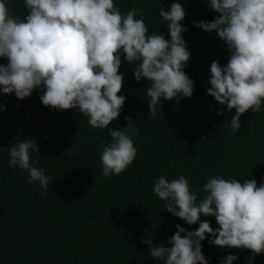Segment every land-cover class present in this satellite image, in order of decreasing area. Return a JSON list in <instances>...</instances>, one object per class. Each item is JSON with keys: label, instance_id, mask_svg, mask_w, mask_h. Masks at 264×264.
I'll use <instances>...</instances> for the list:
<instances>
[{"label": "trees", "instance_id": "1", "mask_svg": "<svg viewBox=\"0 0 264 264\" xmlns=\"http://www.w3.org/2000/svg\"><path fill=\"white\" fill-rule=\"evenodd\" d=\"M174 0H161L168 10ZM186 16L182 34L191 54L184 71L194 82L190 98L179 102L161 100V111L149 116L143 96L147 81L137 82L132 66L123 61L124 75L119 95L125 103L109 129L126 127L125 117L140 129L133 135L137 154L120 175L102 176L101 140L111 141L107 129H93L78 109L56 111L41 104L42 90L19 101L14 95L0 96V264H158L148 256L141 239L164 243L176 225L193 231L199 221L187 225L165 210V202L152 191L155 180L181 175L190 178L191 190L203 197V184L210 176L225 179L264 181V105L240 117L241 127L233 132L230 122L235 110L217 104L207 95L210 64L226 66L228 52L216 34L194 27V22L211 21L218 14L201 0H175ZM14 17L27 13L24 0H5ZM126 14L143 10L148 34L168 38L166 23L158 16V0H114ZM141 18V17H137ZM6 60H0L5 63ZM225 109L217 115V110ZM31 137L38 152L31 151L33 166L50 177L47 191L38 182L28 183V173L8 165V152L18 140ZM213 229L214 217L201 216ZM202 241L208 264H223L228 254L238 257L233 264H264V254L252 257L242 249H221Z\"/></svg>", "mask_w": 264, "mask_h": 264}, {"label": "clouds", "instance_id": "2", "mask_svg": "<svg viewBox=\"0 0 264 264\" xmlns=\"http://www.w3.org/2000/svg\"><path fill=\"white\" fill-rule=\"evenodd\" d=\"M159 2L158 16L166 23L168 38L158 32L148 34L143 10L133 8L123 14L114 0H24L27 14L14 17L5 0H0V96L14 95L19 101L42 90L44 107L66 111L78 109L93 129H107L111 141L101 140L102 176L120 175L134 161L137 149L133 135L140 129L129 117L127 126L111 128L125 103L119 95L124 75L122 64L132 66L135 80L147 81L143 96L149 116L161 111V100L179 102L190 98L194 82L184 71L191 54L182 34L186 12L179 2L165 10ZM218 14L211 21L194 22L205 33H215L226 46V66L210 64L207 95L231 112L233 132L241 127L240 117L264 105V0H201ZM141 18H137V17ZM0 105V113L4 111ZM225 109L217 110V115ZM31 151L38 144L31 137L11 147L8 165L28 173V183L38 182L47 191L50 177L33 166ZM153 193L165 202V210L185 224H197L188 231L177 224L175 233L164 243L141 239L148 256L158 264H208L202 241L221 249H242L252 257L264 254V181L225 179L210 176L203 184V197L191 190L190 178L171 180L160 175ZM214 217L217 228L200 217ZM238 257L228 254L223 264Z\"/></svg>", "mask_w": 264, "mask_h": 264}]
</instances>
